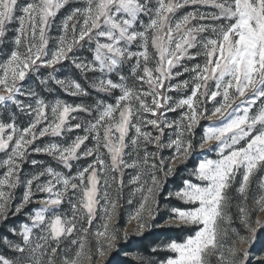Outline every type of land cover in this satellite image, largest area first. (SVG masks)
Here are the masks:
<instances>
[{
    "label": "snow or ice",
    "instance_id": "obj_1",
    "mask_svg": "<svg viewBox=\"0 0 264 264\" xmlns=\"http://www.w3.org/2000/svg\"><path fill=\"white\" fill-rule=\"evenodd\" d=\"M0 153V264H112L129 171L138 233H188L159 264H264V0H0Z\"/></svg>",
    "mask_w": 264,
    "mask_h": 264
},
{
    "label": "rangeland",
    "instance_id": "obj_2",
    "mask_svg": "<svg viewBox=\"0 0 264 264\" xmlns=\"http://www.w3.org/2000/svg\"><path fill=\"white\" fill-rule=\"evenodd\" d=\"M72 3H75V0H72ZM71 6V5H70ZM70 6L66 7L65 9H63L60 13L59 18H62L69 10H70ZM190 9H185V11H188ZM206 11H211V9H205ZM183 13H181L182 15ZM57 33L53 32V36H56ZM84 53H81V55H83ZM187 78V77H185ZM93 95H95V93H93ZM60 97L62 99L67 100L70 103H81V102H85V103H91V100L88 99H81V98H75V97H70L67 96L64 93H60ZM52 97H50L51 99ZM170 118H172L170 116ZM47 142V141H45ZM165 155H168L167 152H165ZM3 158V154L0 153V159ZM33 158L36 159H40V160H49L50 158L45 157L43 155H38V156H34ZM53 166H55V162H52ZM83 165V162H81ZM191 167V165H189ZM58 170L61 171H65L67 172V170L63 169V168H59ZM5 171V169L0 168V176H2L3 172ZM28 171H30V166H26L25 168V172L27 173ZM133 173H131L130 171L127 173L126 178H125V191H124V197L123 200L121 201V207L118 210L117 215L114 217V219L110 222L111 225V231L113 233H115L117 235V240H116V244H117V248L114 250L115 253L117 252H121L124 255H126L127 257H129L134 264H138V261L136 260L137 256H143L148 260H155L157 262V264H159L160 260L166 259L168 255H170V253H167L165 251H157V252H153L154 248H159L162 246V244L169 240V239H182L185 235H187L188 233H181L179 231L176 230H172L171 232V236L170 237H158L157 239V243L156 245L152 246V249L150 250V253L146 254V253H142L141 255H139V253H127V252H122V246L123 244H126L128 241H130L132 238L134 237H141L142 235H144L145 233H143L142 235L138 233V225L137 222L134 220H131L130 217L131 215L134 213L135 209L138 207V203H139V195H133V190L131 187H129L127 185V179L130 178V176ZM183 170L181 171V175H183ZM43 179H47V177L43 178ZM179 181H173V180H169L168 182V187L171 189L175 183H178ZM17 194H22V188H18L17 190ZM43 195L46 194H38L36 197V200L38 201ZM131 199L133 201V203L129 204L128 200ZM38 203H34L32 207H38ZM248 207L252 212L251 215V220L253 221V224L255 223L257 218H261L264 219V209H260L259 206H257L255 204L254 200H250L248 203ZM62 212L66 213L68 217H71L72 213H71V207L69 203H65L61 209ZM229 215H231L232 217V222L229 226V235L226 238V244L231 245L234 244L237 247H243L246 245H242L240 243V236H247V235H251V233L248 232V230L246 228H244L243 224L240 222L239 219V214H238V209L235 207V202H233ZM166 219V217H165ZM25 221V216L21 215L18 218H10L9 219V224L10 225H18L22 222ZM84 224L85 227H87V222L83 221L82 222ZM104 223V220L98 215L97 218L95 219V222L92 225V232L95 233V231L97 230V228H100ZM157 223H162V221H157ZM79 226V225H78ZM231 229H235L236 233H238V235L236 233H232ZM125 232L128 233L127 236H125ZM260 234V233H259ZM258 234L257 238H256V245L255 248L256 249H260L261 247H264V243L260 241V235ZM178 236V237H177ZM4 237H7L8 240L15 242V240L17 239L16 236L12 233H10L8 231V226H0V253L5 254L6 256H11L12 253L11 251L6 247V245L4 244ZM76 236H73V239H76ZM94 246H95V238L94 236H88L86 237V248H85V262L87 260V252L88 250H94ZM110 258L111 261L113 260V255L110 253Z\"/></svg>",
    "mask_w": 264,
    "mask_h": 264
},
{
    "label": "trees",
    "instance_id": "obj_3",
    "mask_svg": "<svg viewBox=\"0 0 264 264\" xmlns=\"http://www.w3.org/2000/svg\"><path fill=\"white\" fill-rule=\"evenodd\" d=\"M172 230L169 229H154L146 232L141 237H134L122 246V252L127 253H150L152 246L156 245L158 237H170ZM260 241L264 243V232H260ZM178 237V236H177ZM142 254V255H143ZM149 255V254H148ZM112 264H134V262L121 252H116L112 258Z\"/></svg>",
    "mask_w": 264,
    "mask_h": 264
}]
</instances>
